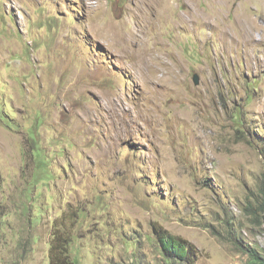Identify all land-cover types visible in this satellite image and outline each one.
<instances>
[{"label":"rangeland","instance_id":"374dc122","mask_svg":"<svg viewBox=\"0 0 264 264\" xmlns=\"http://www.w3.org/2000/svg\"><path fill=\"white\" fill-rule=\"evenodd\" d=\"M55 232L75 264L264 258V0H0V264Z\"/></svg>","mask_w":264,"mask_h":264},{"label":"trees","instance_id":"16d2710c","mask_svg":"<svg viewBox=\"0 0 264 264\" xmlns=\"http://www.w3.org/2000/svg\"><path fill=\"white\" fill-rule=\"evenodd\" d=\"M44 158H39L37 160L39 164H43ZM41 170V179H49L50 174L47 168L43 169L39 166ZM37 175V172L35 176ZM66 236L54 233L53 244L50 249L49 254V264H75L73 259L71 244L74 241V235L70 232L65 233ZM159 244L163 256L168 260H179L185 261L188 258V254L191 253L190 248L185 246V242L172 235H164L163 232H158ZM251 256L253 264H264V258L258 255L254 250H251Z\"/></svg>","mask_w":264,"mask_h":264},{"label":"bare ground","instance_id":"6f19581e","mask_svg":"<svg viewBox=\"0 0 264 264\" xmlns=\"http://www.w3.org/2000/svg\"><path fill=\"white\" fill-rule=\"evenodd\" d=\"M220 13V12H219ZM248 20V19H246ZM245 32H248L249 30H253V27L251 25H244L243 26ZM226 32V31H225ZM233 40V39H232ZM244 41H247V40H244ZM235 42V41H234Z\"/></svg>","mask_w":264,"mask_h":264},{"label":"water","instance_id":"95a60500","mask_svg":"<svg viewBox=\"0 0 264 264\" xmlns=\"http://www.w3.org/2000/svg\"><path fill=\"white\" fill-rule=\"evenodd\" d=\"M194 82L195 84L199 83V76L197 74L194 75Z\"/></svg>","mask_w":264,"mask_h":264}]
</instances>
